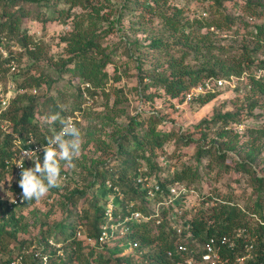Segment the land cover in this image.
<instances>
[{"label": "trees", "instance_id": "16d2710c", "mask_svg": "<svg viewBox=\"0 0 264 264\" xmlns=\"http://www.w3.org/2000/svg\"><path fill=\"white\" fill-rule=\"evenodd\" d=\"M97 1L0 0V35L8 32L9 35L18 37V45L32 58H36L39 45L26 32H20L24 18L33 13H36L37 20L41 17L46 21L56 20L65 15L69 18L70 11L79 7L83 13L76 17L87 22L86 26L79 22L80 25L74 27L77 31L74 37L77 39L69 43L71 56L62 67L63 72L72 73L81 81L77 93L78 103L76 102L73 108H69L67 104L61 106L56 98L46 94L42 103L39 99H31L27 105L20 106V102L28 99L25 92L31 87V82L19 84L18 88L22 93H19L8 109L0 114L1 122L12 123L10 132H4L0 128V137H3L0 145V174L9 172L6 162L12 157L16 136L20 137L22 146H26L31 138L35 140L34 144H47L48 137L60 131L61 125L58 121L51 122V130L44 128L36 120L38 117L45 118L59 113L61 117H71L76 126V120L72 118H75L76 111L84 112L83 105L99 95L109 98L106 88L110 76L106 68L111 60L101 47L102 37H92L97 26L94 23L96 21L92 19L93 14L99 13V7L95 5ZM172 1L136 0L133 3L135 5L131 7L137 12L135 16L138 29L139 24L154 19H158L161 24L158 33L146 34L147 49L153 54H160L161 61L141 77L145 89L149 86L158 87L169 99L183 101L188 93L205 80L215 81L220 77L229 79L232 76L240 78L246 72L250 74L264 70V0L237 1L234 5L236 16L224 13L228 0H181L209 4L207 10L204 9L209 13L208 17L197 15L198 11L189 12L184 7L174 5ZM8 5L17 6V11H6ZM65 5L70 6L69 12L63 9ZM33 6L35 11L32 10ZM48 8H53L57 17L44 16L43 10ZM89 9L91 11H88ZM248 19L260 22L253 27L254 32L248 31L253 44L245 43L237 48L231 47L230 51L216 46L214 38L218 35L215 31L224 33L230 30L237 20L243 22L241 30H249L251 25ZM240 35L243 36L242 33ZM9 53L16 59L17 54L13 55L11 51ZM0 58L1 72L7 68L11 58L3 59L1 55ZM147 60V57H143V62L146 63ZM250 83L253 93L264 95V80L250 77ZM216 97V93H207L196 98V102L205 106ZM256 107L254 102L250 110L253 111ZM144 118L146 119L142 120L139 114L132 119L128 134L119 143V150L114 159L96 162L91 168L93 182L90 185L102 191V197L96 195L92 199L87 198L81 191H75L66 197L64 218L48 227L44 235L42 233L40 243L45 245L43 250L33 251L25 256L32 243L14 248L19 218L14 213V207L0 202V264H10L19 257H22L24 264H43L44 259L47 264H139L141 261L143 264H181L189 253L181 251L180 246L189 248L192 252H199V247H203L211 239L235 236L239 231H242V236L236 239L237 249H224L223 258L232 264L235 257L244 254L245 244H254L258 262L264 259V178L255 179L254 189L258 192V198L253 205L246 204V209L236 202V192L230 193L228 197L204 196L202 205L192 210L185 208L188 195L178 202L171 201L166 205L172 198L170 187L180 189L184 186L189 193L201 172L197 168L186 166L172 176H163V169L157 158L165 145L175 136L178 137V134L174 130L168 133L158 131L161 119L157 116ZM229 120L238 121L240 118L238 114L233 113L218 114L209 121V125H214L215 128L222 123L220 129L224 130ZM145 121L147 123L143 127ZM141 127L143 129H140ZM226 129L219 136H226L229 128ZM142 130H145L143 137L140 135ZM251 136L253 145L260 146L264 142V126L251 131ZM198 142L194 138L185 141L186 146H197V162H201L204 157H210L208 168L214 163L223 172L232 169L226 162L227 152L221 153V143L216 142L212 147H207ZM236 169L248 174L245 163L238 164ZM144 176L156 178L162 192H155L154 197L150 198L153 187L148 188L138 183L140 177ZM107 182L113 187H118L125 196L124 200L119 202L120 212L130 214L138 211L149 218L130 225L131 232L127 240L136 245L130 253L127 243H123L126 240H122V243L116 242L112 248L105 247L101 250L87 243L88 238L98 240L101 235L106 211V204L102 205V202L106 196L112 194L111 189L106 186ZM152 207H156V210ZM8 226H11V231L3 233L4 228ZM49 240H53V245L48 244Z\"/></svg>", "mask_w": 264, "mask_h": 264}, {"label": "rangeland", "instance_id": "374dc122", "mask_svg": "<svg viewBox=\"0 0 264 264\" xmlns=\"http://www.w3.org/2000/svg\"><path fill=\"white\" fill-rule=\"evenodd\" d=\"M135 1L98 0L95 4L99 7V13L93 14L92 19L96 21L94 23L97 26L92 37H102L101 47L111 60L106 68L110 76L106 88L109 98L101 95L96 96L93 101H88L82 106L85 109L84 112L76 111L74 113L75 118L72 119L76 120V127L81 130L82 134L81 153L74 161L75 167L65 168L61 162V173L66 174V179L61 180L60 186L53 188L48 196L39 203L24 202L14 208V213L19 218V230L13 242L14 248L24 244H33L26 251L25 256L30 255L33 251L44 249V243H40L42 233L44 235L48 227L62 221L65 216L66 197L75 191H81L84 197L91 199L96 195L102 197L100 196L102 191L96 186L90 185L93 182L90 170L94 163L102 162L105 159L111 160L117 156L119 143L128 134L132 119L139 114L142 120L150 115L160 118L161 123L158 131L168 133L174 130L178 134V137L175 136L165 145L164 150L159 153L160 156L157 158V162L163 169V176H172L186 166L197 168L201 172L199 179L191 186L192 190L187 192L185 208L189 210L198 208L206 196L228 197L230 193L236 192V202L240 207L246 209V204L253 205V202L258 198L254 184L256 178H264V142L260 146H254L251 131L264 126V95L253 93L250 77L263 80L262 77L259 78L260 71L250 74L246 72L240 79L233 76L236 79L235 87L234 83H229L223 77L217 79V81H222L221 86L212 80L203 81L197 87L210 82L212 88L202 96L207 93H216L217 96L205 106L196 102L198 97L194 96L187 100L186 97L191 92L185 96L183 101H173L158 87L149 86L145 89L141 83V77L161 61L160 54H153L151 50L147 49L146 34L158 33L161 24L158 19H154L151 22L139 24L138 29L135 16L137 12L131 9L132 5H135L133 4ZM237 1L239 0H228L224 13L236 16L234 5ZM172 3L186 8L189 12L198 11L197 15L205 17L209 15L206 11L209 4L188 3L181 0H173ZM16 7L8 5L6 11L15 12L18 9ZM63 9L69 12L70 6L65 5ZM140 9L139 7V11ZM32 10L35 11L34 6ZM56 13L53 8L43 10V15L48 17H57ZM81 13L83 10L75 7L70 11L69 18L65 15L56 20L46 21L44 17L37 20L36 13L24 18L20 32H26L34 42L38 43L36 58L30 57L20 48L17 42L18 37H13L8 32L0 35V45H4L5 49L8 52L11 51L13 55L17 54L15 56L17 71H20V74L19 72L10 73L8 67L1 71L0 82L3 87L6 89L12 85L13 97L16 98L19 93H22L18 85L31 82V87L25 92L28 99L18 105L25 106L31 99H39L42 103L46 94L56 98L61 106L67 104L69 108H73L75 103H78L77 93L81 81L72 73L63 72L62 67L71 56L69 43L77 39L74 37L77 33L74 27L79 26V22L84 26L87 24L86 20L76 17ZM247 21L251 25L249 30H241L243 22L237 20L230 30L224 33L215 31L218 35L217 38H214L216 46L224 47L225 50L230 51L231 47L237 48L245 43L253 44V39L248 31L254 32L253 27L259 25L260 22L252 19ZM0 55L4 59V56ZM143 57L148 58L146 63L143 62ZM34 90L38 92L34 94ZM254 102L257 107L252 111L250 108ZM225 113L238 114L240 120H229L228 126H226L229 131L226 136L222 137L219 134L227 130L226 128L220 129L223 124L220 123L213 128L214 125H209V121H212L216 115ZM36 120L44 128L51 129V121L42 117H38ZM146 123L147 121L144 122L143 127ZM11 125L6 131H11ZM144 131H141V137H143ZM202 137L204 138L202 139ZM189 138H194L199 141L198 143L207 147H212L216 142L221 143L223 149L221 153L227 152L226 162L232 169L223 172L214 163L211 168H208L207 165L211 163L210 157H204L201 162H197V146L185 145V141ZM2 140L3 137H0V145ZM43 159L44 156L40 159L41 163ZM242 163L247 165L248 174L243 170L236 169L238 164ZM32 167L34 164L31 163L27 168ZM19 179L20 177H16L13 171L0 174V186H2L0 187V202L17 196L22 197V189L18 185ZM105 200L102 205L106 204ZM172 200L177 202L181 199L174 200L172 197ZM152 208L156 210V207ZM11 229V226H8L4 228L3 233H9ZM125 242L129 241L126 240L123 243ZM52 243L53 240L48 241L50 246L53 245ZM43 264H47V262H43ZM139 264H143L142 261Z\"/></svg>", "mask_w": 264, "mask_h": 264}, {"label": "built area", "instance_id": "2783aa9c", "mask_svg": "<svg viewBox=\"0 0 264 264\" xmlns=\"http://www.w3.org/2000/svg\"><path fill=\"white\" fill-rule=\"evenodd\" d=\"M15 50V49H14ZM0 54L4 56V59H10V62L7 64L10 73L19 72L17 71V63L14 57L10 56V53L5 49L4 45H0ZM262 73V72H260ZM262 75V74H261ZM214 81V80H212ZM219 86H221L222 81H214ZM212 84L207 82L204 85H200L195 88L194 91L188 95L187 100L190 98L199 97L207 91L211 90ZM15 87V85H14ZM16 89V88H15ZM22 92V90H20ZM38 91L34 90L33 93L36 94ZM13 97V86L9 85L6 89L3 87L0 82V114L4 113ZM8 121H0V128L6 131L10 127ZM35 140L31 138L26 146H22V142L19 136L15 137V148L13 149L12 157L6 162V168L8 171H13L16 177H20L22 169L17 166L20 164L26 168L27 165L33 164L29 159H25V162L19 157L25 151H35L39 155L40 159L44 156L43 146L47 144H34ZM35 158V157H34ZM62 180L66 179V174L61 173ZM139 184H143L145 187H153V190L150 191V198L154 197L155 192H162L161 187L156 178H150L147 176L140 177L138 180ZM111 189L112 194L107 197L106 206H105V222L101 227V235L98 240L87 239V243L96 248L97 250L104 249L105 247L112 248L116 242L122 243V240H127L131 232L132 223H141L143 221L149 220L141 212L135 211L129 214V212H120L119 202L124 200L125 196L118 187H113L110 182H107L106 185ZM171 197L176 200L177 198L182 199L183 196L187 195V190L185 187L180 189L177 187H170L169 189ZM173 202L172 198L170 202L166 205ZM5 202L9 207L16 208L24 203L22 197L17 196L15 198L6 199ZM178 202V201H177ZM158 211V209H157ZM159 214V213H157ZM242 236V231H239L235 236L223 237L219 240L211 239L203 247H199V252L189 251V248L180 246V250L183 252H188L189 256L185 257L181 264H229L228 260L223 258V250L235 251L237 249L236 239ZM127 246L129 247L128 251H132L136 245H133L132 242H128ZM245 251L243 255L237 256L233 259L232 264H264V259L261 262H258V259L255 257V248L254 244H245ZM264 257V254H263ZM46 260L44 259V263ZM10 264H24L22 257H19Z\"/></svg>", "mask_w": 264, "mask_h": 264}, {"label": "clouds", "instance_id": "9594fccd", "mask_svg": "<svg viewBox=\"0 0 264 264\" xmlns=\"http://www.w3.org/2000/svg\"><path fill=\"white\" fill-rule=\"evenodd\" d=\"M259 71L262 72L259 78L262 77L264 80V70ZM227 81L236 86V79L233 76ZM45 119L51 122L58 121L61 129L54 136L48 137L47 146H43L42 149L44 152L42 163L35 151H25L19 157L24 162L27 158L34 164L32 168L17 164L22 169L18 185L22 189L21 195L24 202L39 203L53 188L59 187L62 180L61 162L65 168L75 167L74 161L81 153V130L72 123L71 117H61L59 113H54L46 116Z\"/></svg>", "mask_w": 264, "mask_h": 264}]
</instances>
